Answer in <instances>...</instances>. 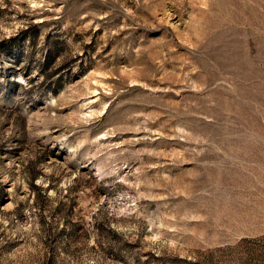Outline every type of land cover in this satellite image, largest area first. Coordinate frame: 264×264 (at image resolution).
Instances as JSON below:
<instances>
[{"label": "rangeland", "instance_id": "374dc122", "mask_svg": "<svg viewBox=\"0 0 264 264\" xmlns=\"http://www.w3.org/2000/svg\"><path fill=\"white\" fill-rule=\"evenodd\" d=\"M0 264H264V0H0Z\"/></svg>", "mask_w": 264, "mask_h": 264}]
</instances>
